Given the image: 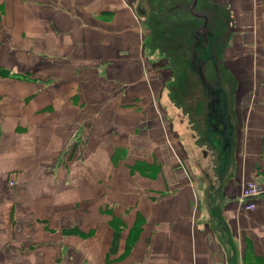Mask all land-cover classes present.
Instances as JSON below:
<instances>
[{
	"label": "crops",
	"instance_id": "0c3cea01",
	"mask_svg": "<svg viewBox=\"0 0 264 264\" xmlns=\"http://www.w3.org/2000/svg\"><path fill=\"white\" fill-rule=\"evenodd\" d=\"M136 2L0 0V264H264V197L237 198L264 181V0L164 2L181 90L143 59Z\"/></svg>",
	"mask_w": 264,
	"mask_h": 264
},
{
	"label": "rangeland",
	"instance_id": "374dc122",
	"mask_svg": "<svg viewBox=\"0 0 264 264\" xmlns=\"http://www.w3.org/2000/svg\"><path fill=\"white\" fill-rule=\"evenodd\" d=\"M140 1L141 0H138V2L140 4L139 6H138V2H136V3H137V7L142 11V13L139 14V17L141 18L143 31H144V35H143V39H142V56H143V59H145V61L150 60L151 62H153L154 66L151 64L153 71H155V69L157 68L156 66L162 67V68H159L161 70H158V73L160 72L159 73L160 76L162 75L161 73H164L165 77H171L172 76L174 78L176 88H178V90H181V88H183L182 85L184 83L183 77L180 74V72L182 71V73H183V70H184L182 68L181 61H180L181 57H182V52H181V49L179 50V48H176V47L174 48V45H172L174 50H172V48H170L171 46L167 45L170 42H177L179 40V37H176L175 40L170 38L169 43H168L167 41H162V39L160 38V35H158L160 33L159 31L152 32V28H155L156 26L163 24V26L167 27L166 28L167 30L168 29L169 30L172 29L173 31L176 30L177 36H179L180 33L185 29V27H182V25H183L182 19H180L181 22H180V24H178V19H176L175 16H172L171 12H168L165 14L166 5L164 4V2L166 0H161L158 4H153L151 6V8H149V9L145 8L144 2H142V5H141ZM137 7H136V9H138ZM153 15L154 16L157 15L159 18H161V20L157 22V25L155 24L156 26L153 25V20H152L154 17ZM180 16L184 18V16L181 14L176 15V17H180ZM165 27H164V33H166ZM198 30H199V32L197 31V34L202 33V31L204 29L202 30V28H199ZM192 40H194V39L192 38ZM188 50H189V57L188 58L186 57L185 60H183V62L185 61L183 63V65L186 68H190L192 73L193 72L197 73L199 71L198 66L200 63V58L197 57V54L194 53L193 42H192L191 46L188 47ZM201 67H202L201 69H203L202 65H201ZM175 73H179V75H177V77H175ZM157 77H158V75L154 76V78H157ZM191 78L193 79L192 80L193 83L189 82L190 86L193 85L194 87H198V86H200V84L202 85V83H201V81H199V79L197 80L196 78H193V77H191ZM150 80H151V78L147 81L151 82ZM187 81H188V79H187ZM170 91L171 90L169 89V92ZM178 99L175 97V99L172 100V102L176 106L175 108L176 109L180 108V109L186 110L187 109L186 107H185L186 109H184V107H182V105H184V102H181ZM177 100H178V102H177ZM164 101H165V98L163 96L162 97L160 96L156 99V103H158V105H159V103H161L160 106H161L162 110H164L163 114L167 113V111H165L164 108H167V106L169 108V105L165 104ZM160 112H161V110H160ZM184 113L186 114L188 124L193 129L192 131L194 132L195 143L196 144H198V143L203 144L204 139L205 140L208 139L207 134H205L203 136V133L201 134L200 132L197 131L199 129L198 124L195 122V119L192 118V115L189 113L188 109L186 111H184ZM164 124H165V120L163 119L162 125H163L164 134L168 135V132L166 131ZM173 130L177 131L175 127ZM209 143H210V141H209ZM182 161L183 160L181 159V162ZM258 182H264V181H258Z\"/></svg>",
	"mask_w": 264,
	"mask_h": 264
},
{
	"label": "built area",
	"instance_id": "2783aa9c",
	"mask_svg": "<svg viewBox=\"0 0 264 264\" xmlns=\"http://www.w3.org/2000/svg\"><path fill=\"white\" fill-rule=\"evenodd\" d=\"M261 197H264V182L249 179L241 185L237 198L244 208L253 209L256 207L257 199Z\"/></svg>",
	"mask_w": 264,
	"mask_h": 264
},
{
	"label": "trees",
	"instance_id": "16d2710c",
	"mask_svg": "<svg viewBox=\"0 0 264 264\" xmlns=\"http://www.w3.org/2000/svg\"><path fill=\"white\" fill-rule=\"evenodd\" d=\"M197 31H194V33H193V39L194 40H192V42H193V46H194V53L197 54V57L201 58V57H203L202 54L207 53V50L205 51V45H204V41H203L201 33L197 34ZM199 53L201 56L199 55ZM198 68H199L198 73H200V76H201V61L199 63Z\"/></svg>",
	"mask_w": 264,
	"mask_h": 264
},
{
	"label": "water",
	"instance_id": "95a60500",
	"mask_svg": "<svg viewBox=\"0 0 264 264\" xmlns=\"http://www.w3.org/2000/svg\"><path fill=\"white\" fill-rule=\"evenodd\" d=\"M201 35H202V38H203L204 43H205L207 41V34L205 33V30L202 31Z\"/></svg>",
	"mask_w": 264,
	"mask_h": 264
},
{
	"label": "bare ground",
	"instance_id": "6f19581e",
	"mask_svg": "<svg viewBox=\"0 0 264 264\" xmlns=\"http://www.w3.org/2000/svg\"><path fill=\"white\" fill-rule=\"evenodd\" d=\"M215 146V145H214ZM222 168V167H221Z\"/></svg>",
	"mask_w": 264,
	"mask_h": 264
}]
</instances>
